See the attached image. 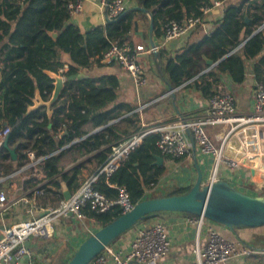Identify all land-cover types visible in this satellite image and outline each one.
<instances>
[{"label":"trees","instance_id":"obj_1","mask_svg":"<svg viewBox=\"0 0 264 264\" xmlns=\"http://www.w3.org/2000/svg\"><path fill=\"white\" fill-rule=\"evenodd\" d=\"M75 1L0 0V133L8 130L0 145V175H9L22 167L27 149L44 156L38 166L42 177L29 175L24 181L30 188L45 181L43 194L35 199L40 207L57 206L64 199L63 184L73 194L86 177L84 165L64 170L66 160L74 162L108 145L98 153L96 159L100 165L112 145L141 129L136 106L118 101L120 83L115 74L81 76L79 73L106 64L101 57L111 41H126L134 29L135 19L140 17L148 21L147 15L130 11L117 22H106L82 32L70 21L67 9V4ZM130 1L152 14L154 38H159L164 24L170 20L181 23L189 17L204 19L202 8L212 7L215 0ZM217 1L223 3L221 16L208 33L197 41L185 43L174 53L160 48L157 57L153 52L150 54L152 71L168 84L170 90L177 89L173 92L175 95L182 88L192 86L207 98L226 89L225 79L230 88L236 89L245 82L249 60H253L252 73L256 83L264 80V37L262 32L254 33L264 21V0ZM51 32L57 34L56 39L51 37ZM204 58L215 65H206ZM65 64L68 67L64 72L65 85L51 107L52 114L48 116L44 107L28 111L36 90L44 101L51 95L52 79L45 71L57 72ZM207 68V72H203ZM191 79V83L182 86ZM116 120L118 122L113 123ZM88 124L99 129L88 134L85 130ZM63 125L67 127L64 133L61 132ZM157 140V133L144 137L116 171L109 177H98L94 184L96 190L114 198L117 190L110 184L123 186L133 204L152 197L187 193L193 183L172 186L162 195L154 191L166 174L164 162H179L184 158L161 155ZM9 150L16 155L15 169L11 166ZM156 155L164 159L161 165L155 163ZM85 212L97 222L98 228L122 214L118 208L107 212L86 209ZM170 213L175 212L158 213L140 223ZM176 213L194 217L189 213Z\"/></svg>","mask_w":264,"mask_h":264},{"label":"built area","instance_id":"obj_2","mask_svg":"<svg viewBox=\"0 0 264 264\" xmlns=\"http://www.w3.org/2000/svg\"><path fill=\"white\" fill-rule=\"evenodd\" d=\"M129 1L109 0V17L120 16L127 9ZM222 5L221 1L215 0L212 7L204 6L202 11L206 15L213 7L221 9ZM67 9L70 19L81 14L83 0L69 2ZM203 23L204 19L199 17H189L181 23L170 20L162 28L163 42L185 39ZM261 25L257 27L258 30L260 29L259 32L264 31ZM156 50L158 47L148 48V52ZM141 51H144L142 45L133 47L127 40L124 42L113 40L102 54L101 61L117 63L127 72L134 86L139 89L147 82L145 73L138 63V54ZM207 70L208 68L203 72ZM193 79L182 86L191 83ZM205 107V112L199 117L178 116L175 120L160 122L153 126L141 124V129L111 146L104 162L84 178L79 188L70 194L68 199H62L55 207H41L40 214L4 227L0 236V264H17L23 256L30 258L33 250L27 247L26 243L32 238L48 239L53 231V223L59 218L69 219L70 226H78L88 237L98 228L95 229L94 225H87L88 220L96 225L97 222L87 217L86 209L107 212L118 208L121 213L131 210L134 204L123 186L110 184L117 190L116 197L110 198L96 190L94 184L100 175L109 177L116 171L120 163L139 147L144 137L149 134H158L156 144L160 154L170 156L172 159L192 158V146L194 145L195 159L196 154L204 158L202 162H199L203 167L200 169L204 175V184L222 180V167L231 170L249 168L264 174V80L255 83L252 89L251 107L246 112L237 111L235 96L230 88L214 92L205 98ZM209 127L219 128L215 134L217 144L207 131ZM66 129V125H63L61 132H65ZM186 130L191 131L193 143ZM7 132L8 130L5 129L0 133V145L3 144ZM25 152L26 161L20 171L28 170L29 175L41 178L38 166L45 157L38 156L35 150L27 149ZM44 183L45 181H42L33 188L34 200L43 194ZM46 188L53 189L52 187ZM14 203V200L8 198L5 191L0 188V216L5 215ZM192 218L191 222L198 226L202 225L204 218L195 216ZM208 234L205 245L193 249V259L189 264H229L233 256L250 252L246 248L238 250L236 240L225 239L212 228L208 229ZM169 246L167 220L158 217L153 223H139L135 226L134 237L128 248L114 250L110 244L88 264H164L162 258Z\"/></svg>","mask_w":264,"mask_h":264},{"label":"crops","instance_id":"obj_3","mask_svg":"<svg viewBox=\"0 0 264 264\" xmlns=\"http://www.w3.org/2000/svg\"><path fill=\"white\" fill-rule=\"evenodd\" d=\"M105 6L106 0H83L82 13L74 16L70 21L77 25L82 32L96 25H104L106 23ZM133 6L137 5L129 1L127 8ZM221 12L222 8L213 7L205 15L203 25L196 27L185 39H173L168 42H163L162 36L154 38L158 49L165 48L169 52L174 53L176 50H180L185 43L197 41L203 34L210 31L214 22L220 18ZM134 23H136L137 26L136 28L134 26L127 41L131 42L133 47L137 45H142L144 47V51L138 54V63L142 67L147 80L143 87L137 89L127 72L114 62L102 64L101 66H94L88 71L82 70L79 74L81 76L115 74L120 83L118 101L134 104L140 115V124H144L145 126H153L160 122L175 120L178 116L199 117L206 109L205 98L192 86L182 88L177 95L173 93L174 91L169 89L168 84L152 71L153 60L150 55L152 52H148V48L150 47L148 38L149 18L148 21H146L144 18L137 17ZM252 65L253 60L247 61L245 82L242 86L234 89V91H232L229 87V82L225 79L227 84L226 88H230L235 96L236 109L239 112H246L251 107L252 89L256 83L252 73ZM67 69L68 67L65 64L62 70L65 72ZM116 122H118V120L113 121V123ZM98 129L99 128L92 127L90 124L85 127L88 134ZM207 129L211 139L217 144L218 140L215 138V134L219 131V128L209 127ZM107 147L108 145H104L99 150H95L86 156L80 157L74 162L69 159L66 160L64 162V170H69L75 165H84L83 174L84 176H88L98 166L96 158L99 151ZM11 160V166L15 169L16 155L15 158L12 157ZM182 160H189L193 163L191 167L185 170L187 172L184 173L181 182L183 185L187 186L193 182L192 176L195 172L194 159L192 157L190 159L183 158ZM182 160L179 162L173 160L164 162L166 174L155 187V192L160 191L163 185H165L164 183L168 173L172 174V177L174 175L177 180L179 179V175L182 172L180 171ZM202 160H204V158L196 154V162L201 169H203V167L199 162H202ZM20 168H16V170L9 175H0V188L5 191L8 198L15 202L5 215L0 216V236L4 227L40 214L41 207L36 204L31 195L33 188L24 184V181L29 176L28 170L20 171ZM170 170L171 172L173 170V173H170ZM221 171V178L236 186L238 190L251 196L264 194V174L261 171L249 168L231 170L225 167H222ZM63 189H66L64 184ZM159 217L165 218L168 223V239L170 246L167 253L162 258L164 264H189L193 259V249L196 247L201 248L207 242L209 228L218 232L225 239L236 240L238 242V250L246 248L250 251L249 254H238L233 256L229 260V264H264V225L253 228L242 227L230 229L207 219H204L202 225L198 226L191 222L193 219L192 217L176 212ZM157 218L158 217L150 218L143 223H153ZM69 223V219L59 218L53 223V231L48 239L32 238L28 244L33 250V255L30 258L26 256L21 257L17 264H59L62 261L67 262L78 245L87 237L78 226H70ZM87 225H94L95 229L98 228V224L96 225L90 220L87 221ZM134 230L135 227L115 240L111 244L113 249L120 250L128 248L134 237Z\"/></svg>","mask_w":264,"mask_h":264},{"label":"water","instance_id":"obj_4","mask_svg":"<svg viewBox=\"0 0 264 264\" xmlns=\"http://www.w3.org/2000/svg\"><path fill=\"white\" fill-rule=\"evenodd\" d=\"M108 3L105 6V21L112 23L119 21L124 15L130 11H140L149 18V45L156 48V42L153 35V17L152 14L139 6L127 8L120 16L110 18L108 15ZM249 19L245 17V22ZM136 28L137 24L134 23ZM264 28V24L261 25ZM260 29H256L254 33H258ZM264 37V31L262 32ZM53 39L57 38L55 32H51ZM156 50L154 56L157 57ZM208 66H214L212 60L204 58ZM52 79L53 89L48 100L44 101L39 91L36 90L32 100V105L28 107V111L38 107H44L48 116L52 114V105L59 99L65 85L66 77L62 69L57 72L45 71ZM67 79H70L68 77ZM186 133L193 143V136L190 130ZM195 147L192 146V157L194 159V167L196 169V177L190 190L181 195L152 197L142 200L134 204L133 208L109 224L98 228L94 234L85 238L73 252L66 264H88L93 258L101 253L105 247L112 244L121 235L128 230L134 228L141 221L162 212H184L195 217H202L217 224L224 225L230 229L242 227H258L264 225V196H251L237 188L233 187L227 180H218L212 183H203V173L195 159ZM11 157L15 158L13 150H9ZM162 157L155 156V163L161 165ZM64 199L70 197L67 189H63ZM28 247L29 244L26 243Z\"/></svg>","mask_w":264,"mask_h":264},{"label":"rangeland","instance_id":"obj_5","mask_svg":"<svg viewBox=\"0 0 264 264\" xmlns=\"http://www.w3.org/2000/svg\"><path fill=\"white\" fill-rule=\"evenodd\" d=\"M232 89V88H231ZM232 91H234V89H232ZM208 130V129H207ZM193 165V163L192 162H190L189 160H182V162H181V169H180V171H182L181 173H180V175H179V179L177 180V178H175L174 177V175H173V177H172V174H167V178H166V181H165V185H163V187L161 188V190L160 191H158L157 193L158 194H164L166 191H168L172 186H185V185H183L181 182H182V180H183V177H184V173H186L187 171H185L186 169H188L189 167H191ZM194 173H193V176H192V181L194 182V180H195V177H196V169H194ZM170 173H173V170H172V172H171V170H170ZM179 173V172H178ZM192 182V183H193ZM14 198H15V196H14Z\"/></svg>","mask_w":264,"mask_h":264}]
</instances>
